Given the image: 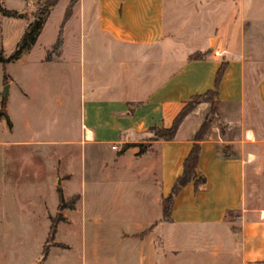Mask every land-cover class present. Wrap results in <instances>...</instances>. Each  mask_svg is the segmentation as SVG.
<instances>
[{"label": "crops", "instance_id": "1", "mask_svg": "<svg viewBox=\"0 0 264 264\" xmlns=\"http://www.w3.org/2000/svg\"><path fill=\"white\" fill-rule=\"evenodd\" d=\"M37 37L15 60L30 53ZM54 41L25 71L38 79L42 64L61 61L58 86L69 90L77 82L74 131L61 127L60 141L87 147L91 176L106 167L129 173L133 188L120 208L129 214V231L120 230V237L146 249L147 257L153 249L160 264H264V137L243 127L249 84L264 114V0H77L56 54ZM194 52L206 55L189 60ZM221 62L216 105L228 126L221 135L209 129L198 142L195 172L204 183L181 186L163 221L160 200L182 171L208 103L197 104L171 140L149 141L148 128L169 126L192 95L212 89ZM64 99L57 100L58 112L67 109ZM36 136L22 145L53 141ZM150 165H156L155 183ZM75 209H65L54 234L57 225L72 224Z\"/></svg>", "mask_w": 264, "mask_h": 264}, {"label": "rangeland", "instance_id": "2", "mask_svg": "<svg viewBox=\"0 0 264 264\" xmlns=\"http://www.w3.org/2000/svg\"><path fill=\"white\" fill-rule=\"evenodd\" d=\"M43 1L0 0V7L16 13L13 17L0 14V48L5 55L15 49L17 38L36 21ZM66 1L58 0L49 9L29 54L22 60L0 62V194L5 197L0 202V207H3V210L0 208L1 263L160 264L162 257L153 249L147 257L146 249L140 250L134 242H129V237L119 235L120 230L129 231V214L120 210L129 203V190L133 188L129 173L106 167L96 170L91 176L87 147L61 144V127L67 125L71 132L74 131L79 99L78 89H74L75 85L78 88L77 82L69 90L58 86L61 61L42 64V74L38 79H32L31 74L25 71L24 67L34 63L54 41ZM71 35L75 37L77 31ZM5 86L6 94L3 96ZM60 98H66L67 109L64 112H58L57 100ZM245 101L243 127L253 130L255 137H264V114L250 84L245 89ZM206 103L210 104V100ZM195 115L186 121V125L193 122ZM204 119L208 122L205 134L212 129L221 135L228 126L218 115L216 104L212 111L208 105ZM36 133L41 134L36 136L39 139L53 141L36 147L22 145V141ZM71 138H76L74 133ZM150 166L151 181L155 183L156 165ZM65 179L69 181L62 182ZM54 188L62 195L60 207ZM74 204L76 209L70 213L72 224L57 225L59 230L53 237L58 242L53 243V237L48 236L51 220L55 223L64 221L65 209ZM155 207L151 201V218ZM137 236H142V233ZM43 245H46V254L51 246L57 248L45 259L41 254ZM206 264L211 263L208 261Z\"/></svg>", "mask_w": 264, "mask_h": 264}, {"label": "trees", "instance_id": "3", "mask_svg": "<svg viewBox=\"0 0 264 264\" xmlns=\"http://www.w3.org/2000/svg\"><path fill=\"white\" fill-rule=\"evenodd\" d=\"M58 0H44L42 3V10L39 14V16L36 18L35 23H30L26 31L22 34L19 41L17 42L15 49L9 53L8 55H5L2 48H0V62L1 63H7L10 61H13L18 58V56L25 50L29 49L30 46L34 43L36 37L39 34V30L41 28V24L43 23L44 19L46 18L49 9L56 4ZM77 0H69L63 16L61 23L59 25V30L56 36V39L51 47V52L58 53L60 44H61V27L64 21L68 18L71 9L74 5V3ZM0 14L7 17H13L15 16V11L5 9L3 7H0ZM50 54V53H49ZM49 54H47V58L49 57ZM206 55V53H199L194 52L188 56V59H199L200 57ZM224 62H221L219 67L216 70L215 76H214V83L213 88L205 91L204 93L200 94H194L192 95L186 102L183 103L179 111L176 113L174 118L172 119L171 123L167 127H154L151 126L148 128L151 135L149 136L148 140H171L174 138L175 133L177 131V128L183 118L199 103L206 102L208 99L210 100L209 109L212 111L214 109V106L216 104V96H217V85L219 82V79L221 77V74L224 69ZM208 122L207 119H204L197 130L195 131V134L193 136V143L191 145V148L188 152V154L183 159L182 163V171L180 175L175 179L170 194L166 197L161 198L160 200V208H161V218L164 221L169 220V214L172 206L173 196L176 194L178 189L189 182L190 180H193V184L195 186H198L200 184L204 183V178L201 176H197L195 172L196 164H197V158H198V152H199V145L198 142L204 137V134L207 130ZM142 146V145H141ZM142 151V149L139 150V152ZM58 195V206H61L62 197L60 194V191L57 190ZM55 231V222L51 220L49 230H48V236L52 239L53 234ZM47 243V241H46ZM46 245H43L42 247V257L46 255L47 248Z\"/></svg>", "mask_w": 264, "mask_h": 264}, {"label": "water", "instance_id": "4", "mask_svg": "<svg viewBox=\"0 0 264 264\" xmlns=\"http://www.w3.org/2000/svg\"><path fill=\"white\" fill-rule=\"evenodd\" d=\"M35 23V21L33 22V24ZM6 94V86L4 87V91H3V96H5Z\"/></svg>", "mask_w": 264, "mask_h": 264}, {"label": "built area", "instance_id": "5", "mask_svg": "<svg viewBox=\"0 0 264 264\" xmlns=\"http://www.w3.org/2000/svg\"><path fill=\"white\" fill-rule=\"evenodd\" d=\"M111 148H114V146H111Z\"/></svg>", "mask_w": 264, "mask_h": 264}]
</instances>
